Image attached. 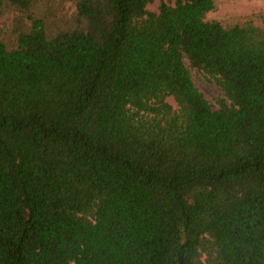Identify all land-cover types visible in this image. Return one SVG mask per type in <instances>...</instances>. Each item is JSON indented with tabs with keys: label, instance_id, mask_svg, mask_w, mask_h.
Returning <instances> with one entry per match:
<instances>
[{
	"label": "trees",
	"instance_id": "obj_1",
	"mask_svg": "<svg viewBox=\"0 0 264 264\" xmlns=\"http://www.w3.org/2000/svg\"><path fill=\"white\" fill-rule=\"evenodd\" d=\"M217 5L0 0V264H264V9Z\"/></svg>",
	"mask_w": 264,
	"mask_h": 264
},
{
	"label": "rangeland",
	"instance_id": "obj_2",
	"mask_svg": "<svg viewBox=\"0 0 264 264\" xmlns=\"http://www.w3.org/2000/svg\"><path fill=\"white\" fill-rule=\"evenodd\" d=\"M264 9V0H218L217 8L206 14L209 19L225 20L238 14H248L252 11ZM11 15L5 16L0 21H9ZM188 65V60L184 59ZM193 82L200 92L206 97L208 102L215 108L217 99L224 98L221 90L214 84L205 83L201 80L194 69L190 70Z\"/></svg>",
	"mask_w": 264,
	"mask_h": 264
}]
</instances>
